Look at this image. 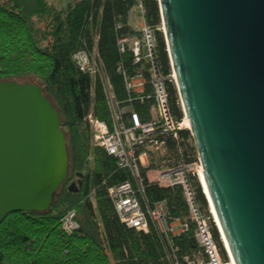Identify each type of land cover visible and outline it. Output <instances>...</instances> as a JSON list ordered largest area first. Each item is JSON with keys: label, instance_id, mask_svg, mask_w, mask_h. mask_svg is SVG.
I'll return each instance as SVG.
<instances>
[{"label": "trees", "instance_id": "obj_1", "mask_svg": "<svg viewBox=\"0 0 264 264\" xmlns=\"http://www.w3.org/2000/svg\"><path fill=\"white\" fill-rule=\"evenodd\" d=\"M138 4L154 38V66L166 76L170 65L157 0H75L63 9L47 0H0V81L28 80L41 88L59 114L68 154L66 178L48 210L13 213L0 222V264H172V258L183 261L201 252L178 187L144 186V196L150 205L164 202L168 219L186 225L185 231L164 236L153 227L142 232L119 221L107 191L131 182V175L94 144L85 120L90 114L110 122L104 86L75 65V53L84 51L98 58L117 100L126 97L123 78L141 75L149 79L148 62L133 63L131 51L119 53L116 45L119 39L137 35L128 14ZM165 91L174 118L181 121L174 84L166 83ZM151 104L148 99L131 107L145 121ZM177 136L176 141L165 137V154L161 159L151 158L152 166L196 160L189 131L181 129ZM71 183L74 192L69 190ZM195 185L207 212L197 181ZM72 211L76 229L67 233L62 221ZM210 228L219 244L214 227ZM220 252L226 261L221 246Z\"/></svg>", "mask_w": 264, "mask_h": 264}, {"label": "water", "instance_id": "obj_2", "mask_svg": "<svg viewBox=\"0 0 264 264\" xmlns=\"http://www.w3.org/2000/svg\"><path fill=\"white\" fill-rule=\"evenodd\" d=\"M157 4L220 234L234 264H264V0ZM67 168L59 114L41 88L0 81V222L46 212Z\"/></svg>", "mask_w": 264, "mask_h": 264}, {"label": "built area", "instance_id": "obj_3", "mask_svg": "<svg viewBox=\"0 0 264 264\" xmlns=\"http://www.w3.org/2000/svg\"><path fill=\"white\" fill-rule=\"evenodd\" d=\"M139 9L142 13L140 6ZM128 17L132 19L133 15L130 13ZM116 45L119 53L131 51L133 63L146 60L149 64L148 80L141 75L123 78L126 97L121 100L113 95L96 56L79 51L72 59L81 71L96 76L104 86L110 122L107 124L90 114L87 115L92 141L115 160L117 167L126 169L131 175V182L121 183L107 191L119 221L128 228L142 232L153 227L164 236L185 231L186 225L168 219L164 202L150 205L144 196V186L178 187L194 225L195 241L201 252L193 255L192 259L184 257L183 261L172 258V264H229L230 261H223L210 228L212 225L220 235L201 182L202 171L198 159L189 164L177 162L163 168L151 165V158L161 159L165 154V137L169 136L176 141L177 132L186 128L185 118L181 121L174 118L167 99L165 84L174 83L172 73L162 76L154 66V38L151 30L141 19L139 33L117 40ZM119 70L120 66L117 67V71ZM131 93L139 97H132ZM148 99L152 104L147 109L148 118L143 121L131 106L133 102L143 103ZM196 181L205 200L207 212L201 206ZM73 217L72 211L63 218L62 229L67 233L76 229Z\"/></svg>", "mask_w": 264, "mask_h": 264}, {"label": "rangeland", "instance_id": "obj_4", "mask_svg": "<svg viewBox=\"0 0 264 264\" xmlns=\"http://www.w3.org/2000/svg\"><path fill=\"white\" fill-rule=\"evenodd\" d=\"M47 1H48V3H50L51 5H53L56 9H63V8H65V6L67 4L72 3L75 0H47ZM130 13H132L133 16H134L131 24H132V26L134 28H137L138 27V24H139V16H140V15H138V9H137V7L132 8L131 11H130ZM16 82H19V83L27 82V83H30V84L33 83V82L28 81V80L16 81Z\"/></svg>", "mask_w": 264, "mask_h": 264}, {"label": "clouds", "instance_id": "obj_5", "mask_svg": "<svg viewBox=\"0 0 264 264\" xmlns=\"http://www.w3.org/2000/svg\"><path fill=\"white\" fill-rule=\"evenodd\" d=\"M138 6V8H139V4L137 5ZM141 8V7H140ZM142 10V9H141ZM130 14V13H129ZM128 14V15H129ZM132 14V13H131ZM141 14H143V12L141 13ZM133 15V14H132ZM133 19V18H132ZM132 19H129V17H128V21H130V20H132ZM142 20H143V15H142ZM141 21V20H140ZM161 28H162V25H161ZM136 32H137V34L139 33V29L138 30H135ZM161 31H162V29H161ZM163 33V32H162ZM166 47V46H165ZM168 56V55H167ZM169 60V59H168ZM170 65V64H169ZM170 73H172V71H171V67H170ZM173 75V74H172ZM174 84V86H175V88H176V84H175V82L173 83ZM176 91H177V89H176ZM177 95H178V93H177ZM178 100H179V96H178ZM179 104H180V108H181V103H180V101H179ZM181 111H182V109H181ZM182 114H183V112H182ZM89 115V114H88ZM86 118H87V116H86ZM86 118H85V120H86ZM183 118H184V114H183ZM185 120H186V118H185ZM86 122H87V120H86ZM88 124V123H87ZM90 128V127H89ZM185 129H187L188 130V127H186ZM91 130V129H90ZM189 131V130H188ZM190 133V132H189ZM191 135V134H190ZM192 138V137H191ZM196 158L198 159V157H197V153H196ZM202 171V170H201ZM210 208H211V206H210ZM211 212H212V209H211ZM212 215H213V212H212ZM213 217H214V215H213ZM215 219V218H214ZM216 221V220H215ZM216 225H217V223H216ZM218 227V226H217ZM215 229V228H214ZM218 230H219V228H218ZM215 232H216V234H217V231L215 230ZM219 233H220V231H219ZM217 236H218V241H219V244H218V246H219V248H220V246H221V248H222V250H223V252H224V255H225V257H226V261H224L225 263L227 262V261H229V256H228V253H227V251H226V248H225V246H224V241H223V239H222V236H221V234L219 235V234H217ZM221 253V252H220Z\"/></svg>", "mask_w": 264, "mask_h": 264}, {"label": "bare ground", "instance_id": "obj_6", "mask_svg": "<svg viewBox=\"0 0 264 264\" xmlns=\"http://www.w3.org/2000/svg\"><path fill=\"white\" fill-rule=\"evenodd\" d=\"M185 123H186V127H188V123H187V120H185ZM222 239H223V241H224V246H225V248H226V251L228 252V254H229V264H234V262H233V260H232V257H231V255H230V253H229V250H228V248H227V245H226V242H225V240H224V238H223V236H222Z\"/></svg>", "mask_w": 264, "mask_h": 264}, {"label": "crops", "instance_id": "obj_7", "mask_svg": "<svg viewBox=\"0 0 264 264\" xmlns=\"http://www.w3.org/2000/svg\"><path fill=\"white\" fill-rule=\"evenodd\" d=\"M137 7V9H138V15H140L139 16V24H138V27L137 28H134L133 26H132V24H131V22H132V20L131 21H129V24H130V26H131V28L133 29V30H138L139 29V26H140V20L142 19V14H141V11H140V9L138 8V6H136ZM134 17V16H133Z\"/></svg>", "mask_w": 264, "mask_h": 264}, {"label": "flooded vegetation", "instance_id": "obj_8", "mask_svg": "<svg viewBox=\"0 0 264 264\" xmlns=\"http://www.w3.org/2000/svg\"><path fill=\"white\" fill-rule=\"evenodd\" d=\"M72 184V183H71Z\"/></svg>", "mask_w": 264, "mask_h": 264}]
</instances>
